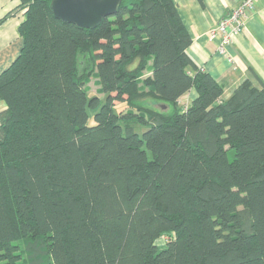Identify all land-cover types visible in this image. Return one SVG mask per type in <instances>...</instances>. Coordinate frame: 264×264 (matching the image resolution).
<instances>
[{
  "label": "trees",
  "instance_id": "1",
  "mask_svg": "<svg viewBox=\"0 0 264 264\" xmlns=\"http://www.w3.org/2000/svg\"><path fill=\"white\" fill-rule=\"evenodd\" d=\"M19 1L22 47L0 72V264H264V82L224 97L173 0H122L93 28Z\"/></svg>",
  "mask_w": 264,
  "mask_h": 264
},
{
  "label": "crops",
  "instance_id": "2",
  "mask_svg": "<svg viewBox=\"0 0 264 264\" xmlns=\"http://www.w3.org/2000/svg\"><path fill=\"white\" fill-rule=\"evenodd\" d=\"M238 2L204 0V5H200L197 0H173L191 37L188 54L222 85L224 97L246 78L257 84L253 72L264 82V0L254 2L244 19V28L233 37L225 51L218 49L220 37L211 38L208 34V29ZM19 4V0H0V72L10 65L22 47L18 27L25 19V8H20ZM194 95V89H190L182 96L186 105ZM5 107L0 100V111Z\"/></svg>",
  "mask_w": 264,
  "mask_h": 264
},
{
  "label": "water",
  "instance_id": "3",
  "mask_svg": "<svg viewBox=\"0 0 264 264\" xmlns=\"http://www.w3.org/2000/svg\"><path fill=\"white\" fill-rule=\"evenodd\" d=\"M122 0H50L53 15L80 28H93L113 15Z\"/></svg>",
  "mask_w": 264,
  "mask_h": 264
},
{
  "label": "built area",
  "instance_id": "4",
  "mask_svg": "<svg viewBox=\"0 0 264 264\" xmlns=\"http://www.w3.org/2000/svg\"><path fill=\"white\" fill-rule=\"evenodd\" d=\"M256 0H239L238 4L232 8L225 16L208 29L211 38L220 37L219 51H225V47L232 41L236 34L244 28V19L253 9Z\"/></svg>",
  "mask_w": 264,
  "mask_h": 264
},
{
  "label": "rangeland",
  "instance_id": "5",
  "mask_svg": "<svg viewBox=\"0 0 264 264\" xmlns=\"http://www.w3.org/2000/svg\"><path fill=\"white\" fill-rule=\"evenodd\" d=\"M97 80H98L97 74H96L95 72H93V74H92V75L90 76V78H89V81L86 83V85H87V87H88V94H89V95H98L99 97L102 98L103 95H102V93H100L99 84H98V81H97ZM190 100H191V99H190ZM178 101H179L180 105H182V106L186 105V99H185L184 97H182V98L179 99ZM153 107H155V108H158V107H159V108L163 109L164 105H160V104H158V103H155V104H153ZM123 108H124V104H123V102H122V103H119V104H117V105L115 106V110H116V111L121 110V109H123ZM87 122H88L89 124H92V123H93V118H92L91 115H89ZM136 129H137V131H138L139 133L143 130V128H141V127H137ZM148 154H149V153H148ZM228 156H229V158H231V153H230V152L228 153ZM164 239H165L164 236L160 237V238L157 240V244H158V245L163 244V243H164ZM17 244L20 245L21 248H22L24 242H23V240H19V241L17 242ZM24 254H25V253H23V255H24Z\"/></svg>",
  "mask_w": 264,
  "mask_h": 264
}]
</instances>
